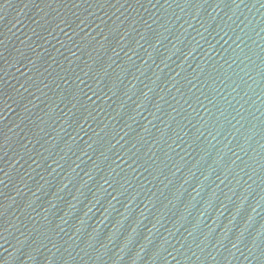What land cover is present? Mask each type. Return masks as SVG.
<instances>
[{
  "label": "water",
  "instance_id": "1",
  "mask_svg": "<svg viewBox=\"0 0 264 264\" xmlns=\"http://www.w3.org/2000/svg\"><path fill=\"white\" fill-rule=\"evenodd\" d=\"M0 264H264V0H0Z\"/></svg>",
  "mask_w": 264,
  "mask_h": 264
}]
</instances>
